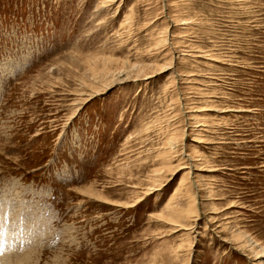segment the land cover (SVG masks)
Segmentation results:
<instances>
[{
  "label": "rangeland",
  "instance_id": "1",
  "mask_svg": "<svg viewBox=\"0 0 264 264\" xmlns=\"http://www.w3.org/2000/svg\"><path fill=\"white\" fill-rule=\"evenodd\" d=\"M3 230L10 264H264V0H0Z\"/></svg>",
  "mask_w": 264,
  "mask_h": 264
},
{
  "label": "bare ground",
  "instance_id": "2",
  "mask_svg": "<svg viewBox=\"0 0 264 264\" xmlns=\"http://www.w3.org/2000/svg\"><path fill=\"white\" fill-rule=\"evenodd\" d=\"M184 24V23H183ZM164 38V37H163ZM162 38V39H163ZM163 40H165V39H163ZM136 65V64H135ZM127 69V68H126ZM163 70V69H162ZM148 71V70H147ZM138 74V73H137ZM145 78V77H144ZM98 90V89H97ZM96 92V91H95ZM98 93V92H97ZM200 128V127H199ZM186 129V128H185ZM172 140V139H171ZM173 140H174V138H173ZM176 141V140H175ZM174 141V142H175ZM171 143V142H170ZM169 143V144H170ZM168 146V145H167ZM173 146H174V144H173ZM170 147V146H169ZM171 148H172V145H171ZM170 148V149H171ZM174 148V147H173ZM172 148V149H173ZM169 151V150H168ZM173 151V150H172ZM187 152V151H186ZM197 152V151H196ZM167 153V152H166ZM171 153V152H170ZM169 153V154H170ZM182 154V153H181ZM180 154V155H181ZM191 154V152H189V154H185V155H187V157H193V159L192 158H189L192 162H194V161H196L195 160V156H192V155H190ZM167 157H169V156H167ZM182 157V156H181ZM161 159V158H160ZM180 159V158H179ZM163 160V159H162ZM164 161V160H163ZM166 161H167V158H166ZM165 161V162H166ZM164 162V163H165ZM198 162V161H197ZM168 164V163H167ZM166 165V164H165ZM167 166V165H166ZM187 166V165H186ZM185 166V167H186ZM165 167V166H164ZM165 169V168H164ZM184 169V168H183ZM190 169V170H189ZM189 171L188 172H186L187 174L185 175V176H183L182 177V180H180L181 181V186H184V188H185V191H183V192H185V194H186V196H184L183 195V197H192V201H195L196 200V198H195V196H194V192H193V190H192V188H191V185H190V175H194V171L193 172H191L192 170H191V167H189ZM158 171V170H157ZM155 172H156V170H155ZM154 173V172H153ZM157 173V172H156ZM155 173V174H156ZM158 174H159V172H158ZM161 175V174H160ZM151 176V175H150ZM155 176V175H154ZM153 176V177H154ZM158 177V176H157ZM152 178V177H151ZM153 179H155V178H153ZM158 180V179H157ZM153 181V180H152ZM154 182H157L156 181V179H155V181ZM153 182V183H154ZM192 183V182H191ZM150 185V184H149ZM153 185V184H152ZM193 186V185H192ZM151 189H150V191L151 190H154L155 189V184H154V186L153 187H150ZM149 191V190H148ZM182 200V199H181ZM192 203H194V202H192ZM195 204V203H194ZM193 206V205H192ZM167 208L170 210H168V209H166V210H168L169 211V213H171V214H174V213H177V211L180 209L179 208V203H178V201L176 200H172L171 202H170V204L167 206ZM3 209V208H2ZM5 209V208H4ZM3 209V210H4ZM189 210H190V208H188ZM2 210V211H3ZM5 211V210H4ZM180 211V210H179ZM192 211V210H191ZM187 212H188V210H187ZM4 213V212H3ZM164 213V212H163ZM180 213H181V211H180ZM183 214H184V212H182ZM186 213V212H185ZM188 214H190L189 212H188ZM26 227V226H25ZM25 227H24V229H25ZM28 228V227H27ZM26 228V229H27ZM30 231V230H29ZM23 232V231H22ZM26 232V231H25ZM3 233H4V240L2 241V245H4V247H2L1 249H0V264H10V258L12 257V255L13 254H11V250H9V244H8V242H9V240H8V236L6 235V233H5V231L3 230ZM28 234H29V232H28ZM35 234V233H34ZM35 236V235H34ZM24 237V236H23ZM21 240V239H20ZM24 241H26V240H24ZM255 244V243H254ZM36 246V245H35ZM264 246V245H263ZM251 248V247H250ZM12 249V248H11ZM34 250V249H33ZM252 250V249H251ZM260 250H261V248H260ZM9 251H11V252H9ZM18 251V250H17ZM16 251V252H17ZM31 251V250H30ZM254 251V250H253ZM15 252V251H14ZM33 252V251H32ZM3 253V254H2ZM6 253V254H5ZM258 253H259V251H258ZM2 254V255H1ZM17 254H18V252H17ZM30 256H28V258H29ZM17 258H18V256H17ZM16 259V258H15ZM21 259V263L22 262H24L26 259H27V256L26 255H22V256H20L17 260H20ZM27 261V260H26ZM26 261H25V263H26ZM31 261V260H30ZM29 261V262H30ZM18 262V261H17ZM12 263V262H11ZM13 264V263H12Z\"/></svg>",
  "mask_w": 264,
  "mask_h": 264
}]
</instances>
